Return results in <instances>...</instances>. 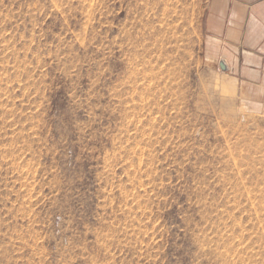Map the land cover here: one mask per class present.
Returning <instances> with one entry per match:
<instances>
[{"label": "rangeland", "instance_id": "374dc122", "mask_svg": "<svg viewBox=\"0 0 264 264\" xmlns=\"http://www.w3.org/2000/svg\"><path fill=\"white\" fill-rule=\"evenodd\" d=\"M204 5L0 0V264H264V76Z\"/></svg>", "mask_w": 264, "mask_h": 264}, {"label": "crops", "instance_id": "0c3cea01", "mask_svg": "<svg viewBox=\"0 0 264 264\" xmlns=\"http://www.w3.org/2000/svg\"><path fill=\"white\" fill-rule=\"evenodd\" d=\"M203 31L206 49L232 53L239 75L264 76V0H205ZM259 84L264 90L263 79Z\"/></svg>", "mask_w": 264, "mask_h": 264}, {"label": "water", "instance_id": "95a60500", "mask_svg": "<svg viewBox=\"0 0 264 264\" xmlns=\"http://www.w3.org/2000/svg\"><path fill=\"white\" fill-rule=\"evenodd\" d=\"M219 67H220V69L223 70V71L227 70V68H228V66H227V64L225 63L224 60H220V61H219Z\"/></svg>", "mask_w": 264, "mask_h": 264}]
</instances>
